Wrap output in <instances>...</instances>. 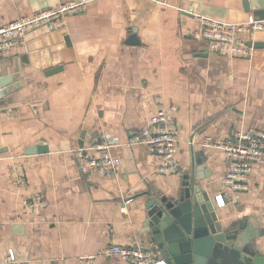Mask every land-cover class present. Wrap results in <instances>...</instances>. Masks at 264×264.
<instances>
[{
	"label": "crops",
	"instance_id": "crops-1",
	"mask_svg": "<svg viewBox=\"0 0 264 264\" xmlns=\"http://www.w3.org/2000/svg\"><path fill=\"white\" fill-rule=\"evenodd\" d=\"M64 1L0 0V21ZM256 8L244 0H88L60 28L29 33L0 58V78L16 85L0 96V264L10 250L24 264H124L101 251L154 248L143 233L144 188L171 194L196 165L212 198L224 193L229 162L202 143L264 130V31L254 35L262 44L251 58L214 53L197 34L199 16L244 22ZM171 104L179 171L160 173L158 156L144 144L113 148L121 160L115 175L78 169L74 150L82 143L101 132L125 141ZM39 144L49 150L27 153ZM248 182L239 199L218 208L241 221L264 253V161Z\"/></svg>",
	"mask_w": 264,
	"mask_h": 264
},
{
	"label": "built area",
	"instance_id": "built-area-1",
	"mask_svg": "<svg viewBox=\"0 0 264 264\" xmlns=\"http://www.w3.org/2000/svg\"><path fill=\"white\" fill-rule=\"evenodd\" d=\"M162 1L166 3L168 0ZM87 5L88 0H65L57 6L41 9L34 15H24L7 23L0 21V58L14 54L26 42L29 33L54 31L65 23L68 16L82 12ZM199 20L201 30L197 34L207 41L209 50L214 53L240 54L251 58L255 50L254 35L264 31V19L228 22L199 16ZM176 110L174 104L160 105L148 123L142 129L133 131L125 141L108 132L93 136L89 143L74 150L78 169L82 173L99 171L105 176L115 175L121 160L113 153V148L144 144L158 156L160 173L179 171ZM202 145L222 151L229 162L228 170L222 177L224 193L215 197L217 206L222 208L228 200L239 199L248 190V181L255 165L264 161V130L258 127L240 129L222 140L205 136ZM16 182L20 186L25 184L20 173L17 174ZM101 252L119 257L124 264H170L155 248L143 244H112ZM3 263L24 264L13 250H10Z\"/></svg>",
	"mask_w": 264,
	"mask_h": 264
},
{
	"label": "water",
	"instance_id": "water-1",
	"mask_svg": "<svg viewBox=\"0 0 264 264\" xmlns=\"http://www.w3.org/2000/svg\"><path fill=\"white\" fill-rule=\"evenodd\" d=\"M244 3L248 10L251 3L256 4L255 18L264 19V0ZM134 36L131 43L138 42ZM260 44L255 43V47ZM8 80L10 77L0 78V96L15 88ZM48 150L47 145L39 144L28 147L27 153ZM186 179L182 188L171 194L160 195L148 187L142 191L148 197L143 233L163 258L170 264H264V253L252 240L251 231L221 212L209 188L201 184L203 177L196 165Z\"/></svg>",
	"mask_w": 264,
	"mask_h": 264
}]
</instances>
